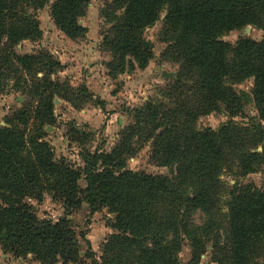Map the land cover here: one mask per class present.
Segmentation results:
<instances>
[{"label":"trees","instance_id":"obj_1","mask_svg":"<svg viewBox=\"0 0 264 264\" xmlns=\"http://www.w3.org/2000/svg\"><path fill=\"white\" fill-rule=\"evenodd\" d=\"M46 2L0 0V93L13 78V89L29 100L0 126V248L15 257L31 254L40 264L75 263L81 257L89 264H179L187 240L189 264H199L213 237L212 214L225 191L222 171L264 174V38L241 36L234 43L220 38L247 25L264 29V0H112L122 12L102 33L110 73L148 65L153 46L143 31L164 10L169 44L162 53L179 67L158 87V97L126 109L129 122L110 151L82 148L81 165L55 158L43 128L54 123L55 95L75 101L77 89L80 103L88 100L87 89L51 78L61 63L49 52L14 50L18 42L40 36L30 10ZM89 2L55 0L50 6L54 24L68 38L85 34L78 20ZM248 79L250 94L236 89ZM250 105L257 115L246 114ZM213 111L228 119L217 129L198 128L197 119ZM235 117L246 121L238 123ZM68 134L82 145L87 140L75 127ZM144 143L152 163L174 167V172L154 175L126 168V160ZM46 195L61 202L67 215L83 203L91 211L107 208L114 215L113 232L98 255L83 234L77 236L67 216L54 222L38 217L30 201L41 203ZM227 195L226 239L223 246L214 240L211 254L223 251L229 264H261L264 189L235 183ZM194 209L205 213L201 224L190 219ZM80 240L87 247L84 253Z\"/></svg>","mask_w":264,"mask_h":264},{"label":"rangeland","instance_id":"obj_2","mask_svg":"<svg viewBox=\"0 0 264 264\" xmlns=\"http://www.w3.org/2000/svg\"><path fill=\"white\" fill-rule=\"evenodd\" d=\"M55 0H48L43 7L30 10L39 24L41 34L35 40L24 39L14 46V50L19 54H30L33 52L47 51L61 63V69L51 75V78H58L60 81L68 83L77 88L84 86L87 89V101L81 99L76 89L75 101L68 102L58 96L53 97L54 123L44 126L45 140L52 148L55 158L66 157L75 164H82L79 152L82 148L91 151H110L118 139L121 128L129 122L126 109L138 107L146 100L158 97V87L164 85L169 78H172L178 70V63H172L164 59L163 51L169 44L164 35V16L162 11L158 19L150 26H147L143 35L153 46V58L143 69L135 67L125 69L123 72L112 75L108 68L111 60L109 52L102 46V33L109 27V20L115 13L121 14V10L115 9L112 0H90L85 14L78 20L79 24L86 28L82 37L77 39L68 38L54 24L50 6ZM247 36L260 40L264 38V29L247 25L243 29L233 30L220 38L226 42L234 43L239 37ZM165 73L164 76L162 73ZM41 73L37 74L40 77ZM13 78L7 81L6 88L0 93V126L5 125L7 117L13 112L29 103L28 97L20 90L12 87ZM252 80H244L236 86L237 90H242L250 94ZM74 98V97H73ZM246 114L257 115L253 105L246 108ZM228 119L224 112H211L200 116L196 125L198 128L210 127L217 129ZM238 123H243L246 118L235 117ZM34 122L28 125L32 128ZM70 127L78 128L87 134L84 145L69 139L68 130ZM258 151L261 148H257ZM126 168L133 171H144L146 173L159 175H170L174 172V167L158 166L150 160L149 144L137 145L136 154L126 160ZM235 170L230 173L223 170L220 180L225 187L224 193L218 201V206L212 214V236L207 239V252L200 256L199 264H229L223 251L219 250L211 254V246L214 240L224 245L227 226L228 210L226 202L227 192L235 183L251 182L258 189H264V174L262 172L250 173L239 176ZM84 186V182L80 181ZM37 211L38 217L57 221L62 216H67L72 228L79 237L83 234L89 241L91 250L96 255L100 253V246L107 236L113 232L110 223L114 215L108 212L107 208H100L91 211L86 203L79 208L66 214L61 202L53 201L46 195L41 203L30 201ZM205 213L200 209H194L190 213V219L195 224H201L205 220ZM83 253L87 250L82 240ZM191 257L187 240H184L179 253V264H189ZM24 262L29 260V264H40L34 260L31 254L15 257L10 253H5L0 248V264H13L14 261ZM88 258L81 257L75 263L69 264H89ZM261 264H264V247ZM60 264V263H58Z\"/></svg>","mask_w":264,"mask_h":264},{"label":"crops","instance_id":"obj_3","mask_svg":"<svg viewBox=\"0 0 264 264\" xmlns=\"http://www.w3.org/2000/svg\"><path fill=\"white\" fill-rule=\"evenodd\" d=\"M30 261L29 260H26L24 262H21L20 260H17V261H14L13 264H29ZM7 264V263H6Z\"/></svg>","mask_w":264,"mask_h":264},{"label":"water","instance_id":"obj_4","mask_svg":"<svg viewBox=\"0 0 264 264\" xmlns=\"http://www.w3.org/2000/svg\"><path fill=\"white\" fill-rule=\"evenodd\" d=\"M164 76L166 75L164 72L162 73Z\"/></svg>","mask_w":264,"mask_h":264}]
</instances>
